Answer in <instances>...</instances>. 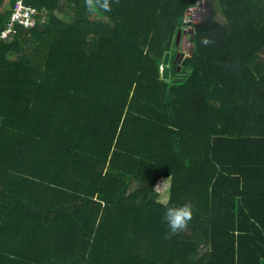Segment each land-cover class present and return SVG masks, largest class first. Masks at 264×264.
Here are the masks:
<instances>
[{
    "label": "trees",
    "instance_id": "trees-1",
    "mask_svg": "<svg viewBox=\"0 0 264 264\" xmlns=\"http://www.w3.org/2000/svg\"><path fill=\"white\" fill-rule=\"evenodd\" d=\"M195 1L24 0L34 24L0 39V264H264V0L185 24Z\"/></svg>",
    "mask_w": 264,
    "mask_h": 264
},
{
    "label": "clouds",
    "instance_id": "clouds-1",
    "mask_svg": "<svg viewBox=\"0 0 264 264\" xmlns=\"http://www.w3.org/2000/svg\"><path fill=\"white\" fill-rule=\"evenodd\" d=\"M119 3V0H85V6L90 13L111 11V3ZM204 45L210 43L208 39L202 41ZM190 46V45H189ZM193 216V205L185 203L180 206L167 207L163 214V222L168 226V233L165 239H171L172 236L183 231Z\"/></svg>",
    "mask_w": 264,
    "mask_h": 264
},
{
    "label": "built area",
    "instance_id": "built-area-1",
    "mask_svg": "<svg viewBox=\"0 0 264 264\" xmlns=\"http://www.w3.org/2000/svg\"><path fill=\"white\" fill-rule=\"evenodd\" d=\"M208 8L209 5L207 0H196L195 3L187 9L184 23L191 25L193 23L199 22L206 16ZM35 13V7L27 5L24 0H19L17 6L10 16L7 27L2 29L0 32V39L9 37L13 26L16 23L32 26L34 24L33 16Z\"/></svg>",
    "mask_w": 264,
    "mask_h": 264
},
{
    "label": "rangeland",
    "instance_id": "rangeland-1",
    "mask_svg": "<svg viewBox=\"0 0 264 264\" xmlns=\"http://www.w3.org/2000/svg\"><path fill=\"white\" fill-rule=\"evenodd\" d=\"M213 6H214V8L219 9L216 2L213 3ZM218 11H220V10H218ZM63 17H65V16L63 15ZM217 17L220 20L222 18L221 14ZM188 31H190V29H188ZM189 45H190V43L189 42L187 43V41H185V43L183 44V46L185 47L186 50L188 49ZM156 189L160 193V197H159L160 200L163 202H166L168 199V196H169V182H164V181L158 182L156 185Z\"/></svg>",
    "mask_w": 264,
    "mask_h": 264
},
{
    "label": "water",
    "instance_id": "water-1",
    "mask_svg": "<svg viewBox=\"0 0 264 264\" xmlns=\"http://www.w3.org/2000/svg\"><path fill=\"white\" fill-rule=\"evenodd\" d=\"M180 35V31L178 32V38ZM184 36H186V34L184 33ZM193 48V45L192 47ZM169 57H170V53H166L165 57H164V61H163V67H162V78L164 79H169L170 78V74H171V68L169 65Z\"/></svg>",
    "mask_w": 264,
    "mask_h": 264
},
{
    "label": "crops",
    "instance_id": "crops-1",
    "mask_svg": "<svg viewBox=\"0 0 264 264\" xmlns=\"http://www.w3.org/2000/svg\"><path fill=\"white\" fill-rule=\"evenodd\" d=\"M220 20V19H219ZM220 21H223V18H221V20ZM185 41H187V39L185 38V37H183V44L185 43ZM188 43V42H187ZM183 48H184V46H183Z\"/></svg>",
    "mask_w": 264,
    "mask_h": 264
}]
</instances>
